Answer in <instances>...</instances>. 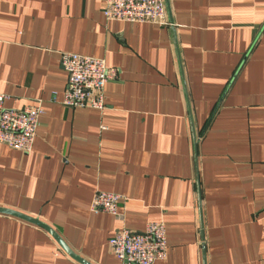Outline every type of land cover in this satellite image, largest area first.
<instances>
[{"label":"crops","instance_id":"obj_1","mask_svg":"<svg viewBox=\"0 0 264 264\" xmlns=\"http://www.w3.org/2000/svg\"><path fill=\"white\" fill-rule=\"evenodd\" d=\"M165 1L169 26L106 19L103 0H0L5 106L44 109L31 152L0 143V207L92 264H122L109 239L153 221L155 264H264V0ZM63 52L116 71L104 109L63 104ZM97 191L123 196L122 221L91 211ZM0 264L81 263L0 213Z\"/></svg>","mask_w":264,"mask_h":264},{"label":"built area","instance_id":"obj_2","mask_svg":"<svg viewBox=\"0 0 264 264\" xmlns=\"http://www.w3.org/2000/svg\"><path fill=\"white\" fill-rule=\"evenodd\" d=\"M103 5V14L109 20L171 25L165 0H103ZM61 62L68 79L63 104L73 108L104 109L105 87L116 76V71L108 68L103 58L77 53L63 52ZM8 98L0 93V143L29 153L33 150L44 109L41 103L21 109L7 107ZM122 199L123 196L115 192L97 191L90 209L94 213L112 214L122 221L124 216L119 210ZM108 243L122 264H155L165 259L168 251L163 221L150 222L143 231L122 226Z\"/></svg>","mask_w":264,"mask_h":264},{"label":"water","instance_id":"obj_3","mask_svg":"<svg viewBox=\"0 0 264 264\" xmlns=\"http://www.w3.org/2000/svg\"><path fill=\"white\" fill-rule=\"evenodd\" d=\"M167 9H168V5H167ZM195 140H196V136L194 134ZM0 213H4V214H9V215H13L16 216L18 218H21L23 220H26L32 224L38 225L42 228H44L45 230H47L53 237L54 239H56V241L62 246V248L72 257L74 258L76 261L80 262L81 264H92L88 261H86L85 259H83L82 257H80L79 255H77L76 253H74L69 247L68 245L65 243V241L56 233V231L47 223L41 221L40 219L36 218V217H32L30 215H27L25 213L16 211L14 209H10V208H5V207H0ZM203 227V224L201 222V229ZM204 237V233L202 230V238ZM204 241V238H203ZM203 256H204V263H206L205 260V246L203 244Z\"/></svg>","mask_w":264,"mask_h":264}]
</instances>
